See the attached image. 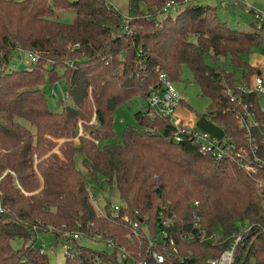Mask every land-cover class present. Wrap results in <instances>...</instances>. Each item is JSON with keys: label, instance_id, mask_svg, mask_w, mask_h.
I'll use <instances>...</instances> for the list:
<instances>
[{"label": "trees", "instance_id": "trees-1", "mask_svg": "<svg viewBox=\"0 0 264 264\" xmlns=\"http://www.w3.org/2000/svg\"><path fill=\"white\" fill-rule=\"evenodd\" d=\"M173 1L181 5L172 14L162 11L164 0H127L123 18L107 0H0V264H123L117 251L154 264L144 238L130 234L120 216H146L152 226L159 210L170 217L168 232L187 264L217 255L239 229L232 264H264V165L241 164L251 158V145L264 160V108L260 94L238 87L256 71L243 58L259 42L256 19L255 29L238 30L214 6ZM62 8L73 12L72 21L58 18ZM17 46L36 53L29 67L13 65ZM182 65L208 99L194 128L230 134L242 149L239 160H217L189 140L174 141L167 118L150 114L146 104L134 112L136 126L111 139L116 106L145 98L159 72L179 80ZM54 79L65 81L66 102L58 109L48 107L43 88ZM102 183L116 195L118 215L111 200L103 212L91 202L87 187ZM194 210L215 239L178 238L191 228ZM42 231L56 239L78 232L114 247L70 238L74 246L51 263L33 244ZM164 264L182 262L171 257Z\"/></svg>", "mask_w": 264, "mask_h": 264}, {"label": "built area", "instance_id": "built-area-1", "mask_svg": "<svg viewBox=\"0 0 264 264\" xmlns=\"http://www.w3.org/2000/svg\"><path fill=\"white\" fill-rule=\"evenodd\" d=\"M171 5H175L173 0H165L162 4V11L168 10ZM176 8L178 5H175ZM255 19L258 22V28L264 31V10L252 9ZM26 59L30 63L36 60V54L33 51H27ZM14 62V61H13ZM17 63L14 62L13 65ZM241 90H252L264 97V71L257 69L252 73L247 86H238ZM54 95V90L50 89L49 92ZM182 101L181 95L173 85V81L163 72L158 73V83L150 86L145 95V104L150 114L166 117L172 126V139L174 141L189 140L196 145L197 150L201 153H208L215 159L219 160L224 157H231L234 155L236 159L242 156L241 148L236 147L234 138L228 133H222L220 136L211 134L203 129L194 128V121L184 122L179 116L176 115L175 109ZM238 126H243L247 131V125L244 119H238ZM251 151H254V145H251ZM251 152V158L243 161L241 164L245 169L254 170V162H260L264 165V160ZM241 156L240 158H238ZM234 157V158H235ZM195 205L197 202L193 200ZM121 206L118 203L111 204L110 212L113 215H118ZM2 208L0 207V212ZM264 214V211H263ZM193 222L191 228L182 229L178 232L177 236L181 242H194L215 239V233H207L199 223L198 211H193ZM121 220L125 222L130 230V234L134 236H142L144 238V253L152 260L154 264H164L170 262L171 257H175L177 262L187 264L183 261L182 256L178 252V247L174 239L169 234V226L171 219L166 214L159 210L158 217L150 226L147 222L146 216H141L139 219L130 217L127 213H122ZM237 232H232L227 238L226 245L215 256L206 257L200 264H232L233 251L235 244L240 237V229ZM65 236L72 239H78L80 233L78 232H64ZM96 238V237H95ZM108 243V242H107ZM110 244V243H109ZM111 249L114 247L111 241ZM120 260L123 264H149L143 258H132L126 252L119 251Z\"/></svg>", "mask_w": 264, "mask_h": 264}, {"label": "rangeland", "instance_id": "rangeland-1", "mask_svg": "<svg viewBox=\"0 0 264 264\" xmlns=\"http://www.w3.org/2000/svg\"><path fill=\"white\" fill-rule=\"evenodd\" d=\"M113 7H115L121 13L124 18L126 13V1L127 0H107ZM165 1V0H164ZM183 1V0H182ZM197 1L202 4H209L214 6L216 15L225 20L226 23L238 30H252L255 29V26L251 24L255 21V16L253 11H250L249 8L264 10V0H191ZM189 0H184L183 3H187ZM180 2L175 3V5H179ZM171 5L168 8L170 13H175L176 6ZM59 12V19L70 22L73 20V12L69 9L62 8ZM154 18L157 20L161 17L159 13H154ZM258 26V22L256 21ZM259 31V42L257 45L252 46L248 53L243 55V58L252 66H254L255 70L260 69L264 71V31L258 29ZM27 50L20 46L16 47V55L11 59L16 62L17 68H26L29 67L32 63L26 59ZM34 52V51H33ZM36 54V53H35ZM37 58V55H36ZM69 64L71 62H68ZM59 68V66H56ZM226 68H230L229 66H225ZM234 75L237 79L241 77V70L239 68H233ZM250 77V76H249ZM247 77L246 81L243 82L242 86L248 85L250 78ZM64 84L65 81L63 79H54L51 83H46L43 85L46 94V102L48 107L50 108H60L62 102H66V94L64 92ZM173 85L176 90L179 92L182 98V102L176 107L175 113L184 122L190 121L193 122L196 115L202 113L208 104V99L205 96L198 95V87L195 83L191 81V74L189 69L182 65L180 71L179 80L173 81ZM50 89L54 90V95H51ZM259 104L261 108H264V97L261 96L259 99ZM145 104V98L134 97L130 101L126 103L119 104L116 106L112 113L111 119V129L114 133V136L111 139H116L121 136L123 128L125 126H136V119L134 117V112L136 110L141 109ZM23 124L27 125V122L21 120ZM75 159L77 165H79V155L75 154ZM91 202L93 203L96 210L99 212H103V204L104 201L111 200L109 204V208L111 204L119 203L116 198V195L112 192H108L104 184L102 183V187L96 186L94 189L91 187H87ZM62 233L60 237L57 239L53 233L49 231H42L36 234V237L33 241V244L40 248L45 252L47 259L51 263H59L64 259V255L68 250H70L69 246H74L71 242V239L68 236ZM67 237V238H65ZM81 244L89 246L91 248L101 249L104 248L106 250L111 249V245L107 243L105 240L97 239L95 237H85L79 236L77 239ZM21 243V239L13 238L11 240V245L13 247L19 246ZM74 250V247H71V251ZM119 252L117 251V255ZM250 264H252L250 262Z\"/></svg>", "mask_w": 264, "mask_h": 264}, {"label": "crops", "instance_id": "crops-1", "mask_svg": "<svg viewBox=\"0 0 264 264\" xmlns=\"http://www.w3.org/2000/svg\"><path fill=\"white\" fill-rule=\"evenodd\" d=\"M182 102V101H181Z\"/></svg>", "mask_w": 264, "mask_h": 264}]
</instances>
